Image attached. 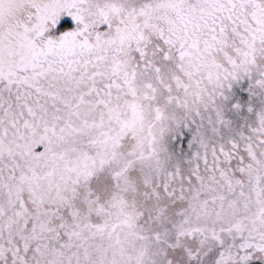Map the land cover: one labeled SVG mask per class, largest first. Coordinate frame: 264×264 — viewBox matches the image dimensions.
<instances>
[{
    "label": "snow or ice",
    "instance_id": "obj_1",
    "mask_svg": "<svg viewBox=\"0 0 264 264\" xmlns=\"http://www.w3.org/2000/svg\"><path fill=\"white\" fill-rule=\"evenodd\" d=\"M0 264H264V0H0Z\"/></svg>",
    "mask_w": 264,
    "mask_h": 264
}]
</instances>
